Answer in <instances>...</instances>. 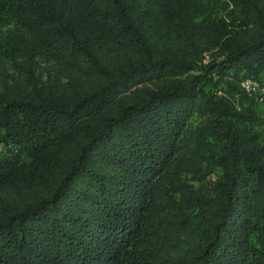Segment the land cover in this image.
<instances>
[{
  "label": "trees",
  "instance_id": "16d2710c",
  "mask_svg": "<svg viewBox=\"0 0 264 264\" xmlns=\"http://www.w3.org/2000/svg\"><path fill=\"white\" fill-rule=\"evenodd\" d=\"M245 79L264 0H0V264H264Z\"/></svg>",
  "mask_w": 264,
  "mask_h": 264
},
{
  "label": "rangeland",
  "instance_id": "374dc122",
  "mask_svg": "<svg viewBox=\"0 0 264 264\" xmlns=\"http://www.w3.org/2000/svg\"><path fill=\"white\" fill-rule=\"evenodd\" d=\"M146 86H149L147 84ZM247 96L252 100V102H255L257 104H264V86L256 84L255 83V90L252 92H246ZM261 113H264V109L260 111ZM216 178L214 175H210L208 179L209 185H211L213 182H215Z\"/></svg>",
  "mask_w": 264,
  "mask_h": 264
},
{
  "label": "built area",
  "instance_id": "2783aa9c",
  "mask_svg": "<svg viewBox=\"0 0 264 264\" xmlns=\"http://www.w3.org/2000/svg\"><path fill=\"white\" fill-rule=\"evenodd\" d=\"M240 86L246 92H252L255 90V83L248 79L241 81Z\"/></svg>",
  "mask_w": 264,
  "mask_h": 264
}]
</instances>
